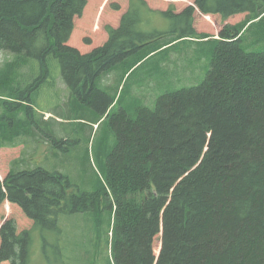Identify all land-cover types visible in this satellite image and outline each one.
<instances>
[{
	"label": "trees",
	"instance_id": "obj_1",
	"mask_svg": "<svg viewBox=\"0 0 264 264\" xmlns=\"http://www.w3.org/2000/svg\"><path fill=\"white\" fill-rule=\"evenodd\" d=\"M101 1L0 0V51L13 57L0 69V148L24 146L0 179V214L6 201L18 213L0 226V264H30L37 232L47 253L48 230L74 213L109 214L115 264H264V0L114 1L96 30ZM197 11L224 19L217 35L198 31L210 24ZM158 14L172 30L143 29ZM186 41L209 46L201 83L163 93L137 116L113 112L102 74L159 53L171 61ZM56 60L75 102L99 111L115 137L93 190L25 157L33 139L56 154L65 143L32 102L55 84Z\"/></svg>",
	"mask_w": 264,
	"mask_h": 264
},
{
	"label": "rangeland",
	"instance_id": "obj_2",
	"mask_svg": "<svg viewBox=\"0 0 264 264\" xmlns=\"http://www.w3.org/2000/svg\"><path fill=\"white\" fill-rule=\"evenodd\" d=\"M114 1H122L125 5L128 3V0H102L96 10L94 29L101 28L102 17L106 11H113ZM149 1L157 8L193 4V0ZM197 14L210 24V27H206L198 20V31L217 35L224 19L199 11ZM244 17L245 14L231 20V23H238ZM117 18L112 17L111 20ZM172 24L161 14L152 15L143 24V29L170 31ZM171 51V61L168 60V54L166 56V53H159L146 58L129 73V65L126 63L128 60L101 75L99 86L110 96L117 98L118 104L115 103L114 108L112 107L113 112L126 109L131 115L137 116L139 106L154 107L163 93L196 85L205 79L211 62L207 44L186 41ZM12 58L11 54L0 51V69ZM52 77L55 84L45 83L40 90L33 93L32 102L37 112L45 116L47 125L44 129L54 130L57 136L65 139V143L59 149V154H56L52 142L45 140L37 143L33 139L27 143L25 157L28 159L33 156L32 163L36 166L67 174L82 190L96 189L104 180L106 157L112 149L115 137L109 128V122H104L105 118L100 120L102 115L99 111L83 103L77 104L72 98L58 60L53 66ZM0 94L8 95L3 89ZM23 148L24 146L0 148V179L5 178L12 161L22 156ZM16 210L6 201L0 214V226L5 218L17 215ZM58 226L59 230H48L47 253L43 252L40 233L35 234L30 264H115L111 252L113 224L108 213L62 214Z\"/></svg>",
	"mask_w": 264,
	"mask_h": 264
}]
</instances>
